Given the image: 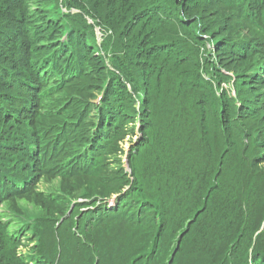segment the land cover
I'll use <instances>...</instances> for the list:
<instances>
[{"label":"trees","instance_id":"1","mask_svg":"<svg viewBox=\"0 0 264 264\" xmlns=\"http://www.w3.org/2000/svg\"><path fill=\"white\" fill-rule=\"evenodd\" d=\"M73 10L77 12L72 13ZM97 28L101 32L100 44ZM189 41L193 44L211 41L225 68L242 71L236 81V98L229 94L222 97L209 89L202 91L199 101L204 106L200 117L219 113V121L213 128L224 139L221 110L225 99L233 100L235 110L226 118L243 135V141L264 143V135L260 136L264 129V100L255 99L258 95L262 98L264 90V0H0V118L5 113V119L9 120L7 126L0 119V132H9L6 138L0 135V170H14L20 162L14 152L23 150V145L12 139V134L23 131L25 136L30 128L24 127L28 124L21 122L18 113L33 112L37 108L38 98L33 90H37L38 83L40 87H47L43 84L46 76H60L62 81L57 84L58 80H51L49 85L54 87L41 89L40 96L50 107L47 115H39L35 130L30 133L44 143L46 130L55 134L62 132L69 140L68 147L79 152L75 161L84 160L94 170L101 156L109 157L116 152L110 140L115 129H122L124 125L115 114L125 115L127 121L131 120L129 127L132 128L137 123L136 115L143 113L130 103L131 95L124 93L125 81L138 92L145 66L153 63L156 53H166L171 48V54L181 56L177 46L183 48ZM106 57L111 68L106 64ZM186 57L192 66L194 59ZM170 63L166 58L168 72ZM66 81L71 84L62 91L72 94L75 102L62 113L58 110L60 105L46 93ZM92 90L104 91L96 103L84 100ZM250 95L253 99H249ZM31 96L34 100L29 104ZM94 106L98 108L99 122L95 129L85 130L91 122L84 115ZM240 108L245 112L240 113ZM110 116L114 124L109 123ZM93 118V115L88 117L90 121ZM104 121L107 129H103ZM84 131H90V137L82 136ZM71 133L73 136L69 137ZM54 137L57 138L53 143L60 145V137ZM13 141L17 146H12ZM105 144L108 145L103 150ZM8 152L11 153L7 155ZM259 158L262 156L250 157L238 178L247 196L248 210L255 204L259 206L255 218L264 210V172L256 162ZM219 161L220 174L216 175H204L190 163L183 170H163L161 166L156 177L149 181L136 175L129 181L136 190L125 199L136 194L141 202L133 201L139 206L144 203L141 208L131 206L129 211L135 213H125L118 208L107 210L106 204L99 205L97 209L103 212L104 219L95 228L82 230L80 236L65 232L60 247L73 260L81 252L93 257L98 254L99 263L118 264L117 257L125 253L127 264H175L169 261L175 250V239L163 240L166 227L181 217L185 223L194 217L195 222L180 245L192 231H197L194 250L200 261L196 264H210L212 259L220 257L223 248L232 244L230 238L235 230L228 217V201L218 203L219 180L224 172L222 158ZM88 172L83 169L70 179L86 178ZM131 203L130 200L127 207ZM19 212H25L17 213L23 220L33 216L27 209ZM44 214L42 211L41 216L35 217L45 218ZM2 230L0 227V246H11L15 238Z\"/></svg>","mask_w":264,"mask_h":264},{"label":"rangeland","instance_id":"2","mask_svg":"<svg viewBox=\"0 0 264 264\" xmlns=\"http://www.w3.org/2000/svg\"><path fill=\"white\" fill-rule=\"evenodd\" d=\"M202 66L207 72L212 73L210 69ZM198 67L196 64L185 70L169 67L170 72L163 71L158 75L155 69H145V83L141 87L145 96L146 109L139 117L140 122L132 128L129 127L131 123H126L123 129H115L112 141L116 146V152L109 157L101 156V159L96 161L97 166L94 170L92 164L83 163L84 168L90 171L86 178L78 181L66 177L61 179L59 176L50 178L48 173L59 174L67 170L64 167L70 163L69 156H58L50 151L49 155L46 154L43 157L42 152L37 150L33 152L32 148L23 147V150L22 148L17 150L16 156L20 153L30 155L19 158L21 174L18 176L24 177L32 172L36 177L22 178L19 182L28 183L30 188L18 192L13 198L6 194L7 190L1 189L4 188L6 181H9L8 186L11 189H15L18 186L16 182L18 176L9 177L5 171H0V227H3L1 232L15 238L11 246H0V264L1 262L4 264H105L99 263L98 254L93 257L80 252L74 260L69 259L65 248L60 247L62 235L67 232L72 236H80L82 230L95 228L105 217L103 212L97 209L98 205L103 204L104 201L109 203L110 208H118L125 213L134 212L129 211L131 206L141 208L144 203L139 206L138 202L133 201L137 199L141 202L136 194L125 199L129 193L136 190L133 183H129L130 179L136 175L149 181L156 177L157 170L161 166L163 170L173 168L183 170V166L189 163L195 165L196 167H193L195 169L198 167L204 175H216L220 174V158L224 164V172L219 182L218 203L229 202L228 217L235 230L230 238L232 244L223 248L221 256L218 259H212L210 264H264L258 259V255L264 253V210L262 215L254 217L259 206L255 204L248 210L245 190H242L238 183V178L246 165L245 162L254 155L262 156L256 162L259 169H263L262 172H264V143L262 141L261 145H256L253 141L252 143L243 141V135L237 132L232 122L225 118L223 125L229 134L226 141L228 147L222 146L219 142V132L213 128L218 122L216 118L212 115H206L203 119L200 117L204 103L199 101V96L204 89L190 84V75L198 80ZM41 72L42 70H39L40 74ZM219 77L223 79L220 73ZM228 92L224 89L223 96H226ZM84 98L96 103L101 96L91 91ZM229 102L225 99L224 108L232 114L233 102ZM155 106L162 109L156 117L155 124L150 127L144 120L145 113L146 110ZM66 110L67 107L61 109L62 112ZM94 112L84 116L87 122H91L86 125L88 129L96 128L99 122L96 106H94ZM244 112L240 108V113ZM9 115L12 114L9 113ZM30 115V112H22L18 116L28 118ZM92 115L94 118L90 121L88 117ZM115 115L119 116L121 121L126 120L125 115L121 116L120 113ZM0 119L8 126L9 121L5 120V113ZM109 123L114 124L112 116L109 117ZM107 128V122L104 121L103 129ZM129 128L131 130H128ZM247 128H250L249 123ZM261 131L260 136L264 135V129ZM0 135L6 138L9 132L4 130L0 132ZM45 137L47 139L44 144L53 139L51 135ZM17 144L13 141L12 146ZM106 145L108 144L104 145L103 150ZM258 149H260L259 152H257ZM242 158L246 160L243 161ZM25 164L28 166V171L25 170ZM38 167L43 169L41 174H38L39 170L34 171V168ZM87 181L93 184L91 186L94 187L93 189L85 188ZM100 190L103 194L98 192ZM171 199L173 202V198ZM130 200L132 203L127 207ZM16 203L22 210L27 209L32 212V218L21 219L17 213L25 212H19L18 208L14 207ZM42 211L45 212L43 216L45 218H36L35 215L41 216ZM185 225L183 217L177 219L172 225H167L163 240L168 242L174 238L176 241ZM196 235L197 231H192L184 239L179 252L173 259L175 264H196L200 261L198 253L194 250ZM213 250L212 246L211 253ZM116 261L118 264H127L125 253L117 257Z\"/></svg>","mask_w":264,"mask_h":264},{"label":"clouds","instance_id":"3","mask_svg":"<svg viewBox=\"0 0 264 264\" xmlns=\"http://www.w3.org/2000/svg\"><path fill=\"white\" fill-rule=\"evenodd\" d=\"M219 196V195H218ZM219 199H220V196H219Z\"/></svg>","mask_w":264,"mask_h":264}]
</instances>
